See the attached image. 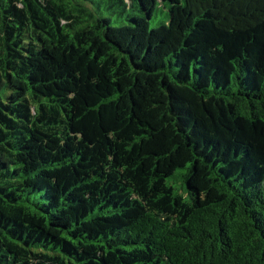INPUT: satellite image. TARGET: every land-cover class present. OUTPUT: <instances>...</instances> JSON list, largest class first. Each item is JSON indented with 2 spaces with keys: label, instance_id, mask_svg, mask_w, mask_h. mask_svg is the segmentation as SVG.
Returning a JSON list of instances; mask_svg holds the SVG:
<instances>
[{
  "label": "trees",
  "instance_id": "trees-1",
  "mask_svg": "<svg viewBox=\"0 0 264 264\" xmlns=\"http://www.w3.org/2000/svg\"><path fill=\"white\" fill-rule=\"evenodd\" d=\"M76 4L0 0V264H264V0Z\"/></svg>",
  "mask_w": 264,
  "mask_h": 264
},
{
  "label": "rangeland",
  "instance_id": "rangeland-1",
  "mask_svg": "<svg viewBox=\"0 0 264 264\" xmlns=\"http://www.w3.org/2000/svg\"><path fill=\"white\" fill-rule=\"evenodd\" d=\"M76 1H77V0H72V3L75 4V5H77V4H76ZM84 4H85V5H88V2H84ZM159 18H162V14H160V17H159ZM117 21H118V20H117V18L115 17V18L113 19V22H114V23H118ZM154 25H156V21H153V22H152V26H154Z\"/></svg>",
  "mask_w": 264,
  "mask_h": 264
}]
</instances>
